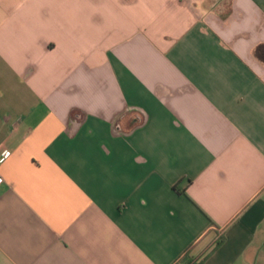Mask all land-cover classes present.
I'll list each match as a JSON object with an SVG mask.
<instances>
[{"label": "crops", "instance_id": "crops-1", "mask_svg": "<svg viewBox=\"0 0 264 264\" xmlns=\"http://www.w3.org/2000/svg\"><path fill=\"white\" fill-rule=\"evenodd\" d=\"M224 1L0 0V264H264V0Z\"/></svg>", "mask_w": 264, "mask_h": 264}, {"label": "trees", "instance_id": "trees-1", "mask_svg": "<svg viewBox=\"0 0 264 264\" xmlns=\"http://www.w3.org/2000/svg\"><path fill=\"white\" fill-rule=\"evenodd\" d=\"M254 54L259 60L264 62V45H259L255 49ZM222 240L223 238H218L214 244L213 250L221 244ZM204 258L200 259L199 257H191L189 254H185L177 264H201Z\"/></svg>", "mask_w": 264, "mask_h": 264}, {"label": "built area", "instance_id": "built-area-1", "mask_svg": "<svg viewBox=\"0 0 264 264\" xmlns=\"http://www.w3.org/2000/svg\"><path fill=\"white\" fill-rule=\"evenodd\" d=\"M9 155H10V152H8V151H3L2 153H1V155H0V161H3V160H5V159H7L8 157H9ZM2 178L0 177V184L2 183Z\"/></svg>", "mask_w": 264, "mask_h": 264}, {"label": "rangeland", "instance_id": "rangeland-1", "mask_svg": "<svg viewBox=\"0 0 264 264\" xmlns=\"http://www.w3.org/2000/svg\"><path fill=\"white\" fill-rule=\"evenodd\" d=\"M222 4H223V5L221 6V7H223L222 10H223V9H226L227 6H228V0H225Z\"/></svg>", "mask_w": 264, "mask_h": 264}]
</instances>
